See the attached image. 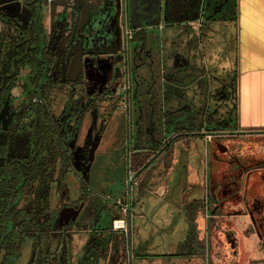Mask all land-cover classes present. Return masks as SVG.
Masks as SVG:
<instances>
[{
    "label": "rangeland",
    "instance_id": "rangeland-1",
    "mask_svg": "<svg viewBox=\"0 0 264 264\" xmlns=\"http://www.w3.org/2000/svg\"><path fill=\"white\" fill-rule=\"evenodd\" d=\"M117 1L118 8L110 5L113 1H109L107 9L103 8L95 15L98 25L106 30L109 27L112 30L115 29L114 33L112 31L108 33L105 30V34L111 38L110 44L116 51L114 57L117 60L116 71H122L117 82L118 87L121 88L126 83L128 88L126 92L120 91V94L112 95L110 89L115 80L113 82L108 79L103 84V90L108 99L105 98L102 104L95 103L96 109L89 108L83 116L76 119L74 114L71 118V122H77L76 125L74 123L71 126L72 137L82 138L79 139L81 140L79 143L77 141V144L74 139L72 140L70 161L72 167L85 179L87 199L85 204L80 203L81 205L77 207L79 201H77L76 188L79 186V179L75 177V173L71 172V175H68L67 185L75 189L72 191L73 196L69 199V203L50 205L51 211L54 205L61 210L56 213L55 223L60 226L67 238L71 236L72 254L78 256L81 248L76 253L73 249L83 245L76 236L85 238L86 242L97 233L94 227H103L111 219V231L105 233V238L102 237L105 246L99 249L101 255L107 253L109 257L100 261L99 264H129V262L130 264H264V228L258 223L257 204H254L257 196L260 203L263 202L264 190L261 188L263 185L261 180L256 178L257 174L253 173L251 176L254 181L246 184L248 203L244 204L245 198L242 194V186H245V170L256 164L255 159L258 161L263 159H254V155L245 154L240 141L225 139L227 148L221 153L218 150L219 145L210 146L208 142H205L200 148L202 154H200L198 167L192 158L184 162L180 159L179 156L184 148L177 141H173L169 147V155H158V160L152 161L151 166H156L155 170L142 172L140 177L137 176L143 162L135 160L136 154L131 152L129 156L128 152L133 151L132 147H135L134 144L139 139L140 133H143L140 143L144 145V148H151L153 151L165 143L164 138L170 137L176 124L175 120L173 125L166 123V120L160 123V119L166 117L164 112H160L163 102L161 88L167 86V81L161 83L167 79V73H163L161 48L164 44L162 37L165 28L163 27L167 24L165 14L169 0ZM215 1L194 0L195 4L191 2L189 7L192 10L191 13H194L193 19H199L206 24L210 4L214 5ZM18 4L19 0L0 1V9L7 10L5 12L10 15L19 14ZM100 4L102 5L101 0H99ZM116 14L120 17H116ZM95 22L90 19L88 23L93 27L96 25ZM125 22L129 30L128 35L125 32ZM116 25L122 30L119 37L116 33ZM94 66V69L99 70L98 63ZM100 70H102L101 66ZM24 71L20 70L19 74ZM227 77L228 75L224 79L222 75H219L215 79V87L218 90H221L227 81L234 91L233 74L231 80ZM99 86L96 78H88L85 81L86 92H95ZM61 105L62 97L58 96L53 108H55V117L59 119L63 118L64 114L61 112ZM150 113L154 114L155 129L147 128L146 125V117ZM170 117L169 115L168 121ZM215 117L218 122L224 119V116L221 118L218 114ZM226 119L229 120L228 117ZM161 125H163L162 128ZM226 134L230 135V133ZM192 168H200L202 171L200 184L196 185L197 178L193 176ZM155 171L161 173L157 182L153 177ZM138 185L142 188L139 189ZM160 185L162 189L159 188ZM259 186H261L260 189H257ZM148 188H151L150 191L153 192L145 193L144 189ZM138 189L140 193L137 192ZM191 196L195 199L192 200ZM190 202L203 204L200 217L204 227H206L205 221L207 222L208 228L200 233L196 231L201 246L205 245L200 247L204 249L200 252L201 254L194 258L182 259L171 256L170 250L176 247L174 244L182 236L181 220L175 219L177 227L172 232L165 226L170 224L169 219L172 221L174 216L177 217L175 213L177 204H190ZM133 204H142V207L137 209L136 206L133 207ZM91 207L96 210V217L100 216L99 223L96 225L95 221L93 228L90 223L84 221L78 225L75 224L79 218L85 217L83 215L85 211L89 213L85 221H91ZM123 207L127 208L126 212H123ZM129 208L132 210L128 214ZM246 210L248 215L244 218L243 213ZM123 219L124 228L115 229L113 221ZM32 233L34 231H30L31 236ZM54 233L51 234L50 231V250L58 239L62 238ZM110 233L112 237H109ZM228 235L230 239L227 238ZM233 238H235L234 243H232ZM24 242L25 244L18 248L15 264H36L37 254L35 257L32 256L29 245L32 239L28 238ZM208 242L210 249H206ZM131 251H134L133 254ZM136 252L147 256L137 259L134 256ZM0 254L3 255V252ZM49 257L48 255L47 263H42L57 264L53 258ZM32 258L34 260L31 262Z\"/></svg>",
    "mask_w": 264,
    "mask_h": 264
},
{
    "label": "flooded vegetation",
    "instance_id": "flooded-vegetation-1",
    "mask_svg": "<svg viewBox=\"0 0 264 264\" xmlns=\"http://www.w3.org/2000/svg\"><path fill=\"white\" fill-rule=\"evenodd\" d=\"M109 1H113V4L110 5L118 8L117 0H101L102 5H99V0H19L21 17H17L19 14L10 15L5 12L7 10L0 9V13L4 15V22L0 21V32L9 31L15 39L13 42L15 50L21 55H30L34 61L38 57L40 62L32 61L36 69L34 70L35 77L38 78L35 88H30L27 79L31 75L32 69L29 65L22 66L20 62H18L16 70L11 68L10 73H5V78L0 83V253L3 252V255L0 254V264H15L18 258V248L25 244L19 240L14 242L9 250L4 248V243H6L4 240L11 232L12 226L51 221L52 224L54 223L51 234L55 232L54 234H58V237L71 240V236L67 238L64 231L55 223L56 213L60 209L54 205L51 211L50 205L69 203V199L73 196L72 191L75 189V187L67 185L68 175H71V172L75 173V177L79 179V186L76 188L77 201H79L77 207L86 203L85 188L87 184L83 175L72 167L70 161L72 140L74 139L77 144V141L79 143L81 141L79 139L82 138L72 137L71 126L74 123L76 125L77 122H71V118L74 117V114L76 119L83 116L89 108L96 109L95 103L101 102L100 104H102L105 98L108 99L103 90V84L108 79L113 82L115 80L110 89L112 95L120 94L117 82L122 71H116L117 60L114 59L116 51L110 44L111 38L105 34L106 29L97 24L98 19L95 15L103 8L107 9ZM191 2L195 4L194 0H169L165 14L167 20L165 26L177 24L185 19H193L194 13H191L192 10L189 7ZM234 5V0H216L214 5L210 4L209 18L205 23L216 20L224 21L234 13ZM116 17H120L119 14H116ZM90 19L96 21V27L94 25L92 27L88 23ZM126 23L124 26L128 35L129 30ZM201 23L203 22L201 21L199 25ZM134 25L138 26V24ZM106 31L114 33L115 29L112 30L109 27ZM121 31V28L116 25L118 37ZM21 58L22 56L19 57V59ZM97 63L99 70L94 69V64L97 65ZM100 66L102 70H100ZM216 69L222 78L226 79L228 75L227 79L231 80L233 72L229 63L222 65L220 71L219 68ZM20 70L25 71L19 74ZM174 75L166 74L167 79L161 83L167 81L166 87L168 88L169 80L176 81ZM88 78H96L99 81L100 86L95 92L85 91V81ZM222 87L221 90L214 87L210 91L208 100H212V105L210 111L205 114H208L207 123L212 124L214 121L217 129L230 131L229 125L234 121L235 87L233 91L227 81ZM58 96L62 97L61 112L64 114L61 119L55 117V108H53ZM185 111L186 109L175 103L167 106L164 111L166 117H162L160 123H163V120H166V123H171V120L178 123L180 122L178 118H184L189 109L188 112ZM217 114L221 118L224 116L221 122L217 121L215 117ZM153 115L150 113L146 117L147 128L155 129ZM169 115L171 117L168 121ZM201 117H199L200 121ZM80 123L82 124V122ZM101 123L104 122L101 121ZM162 127L163 125H161ZM175 131L176 129H173L172 136L165 137V143L163 142L164 144L160 148L153 151L151 148H144V145L140 143L143 135L140 133L139 139L134 144L135 147H132L133 151L128 152L129 156L132 152L136 154L134 155L135 160L143 162L137 176L140 177L142 172L155 170L156 166L153 164L151 166V163L158 160V155H169L171 143L176 142L179 137L178 135L173 136L177 133ZM255 161L256 164L254 163L245 171L254 170L260 165V161L256 159ZM37 167L40 169L38 175L35 172ZM12 168H16L15 180L12 179V175H14ZM153 174L157 182L161 173L155 171ZM137 187L142 188L141 185ZM139 189L138 193H140ZM150 189H144L145 193H148ZM18 204L24 205L19 207ZM135 206L140 209L142 204H133V207ZM200 206L202 207L203 204L199 205L195 202H190L186 206L184 204L175 206L177 217L174 216L171 224L166 225L165 228L170 229V232L174 231L177 227L175 219H180L182 216L188 221V225L182 231L181 238L174 244L176 247L170 249L171 256L183 259L199 255L204 250L200 248L204 245L200 244L195 225L192 223L193 221L190 222L194 211ZM94 210L91 207V221H85L89 214L85 211L83 214L85 217L79 218L75 224L78 225L84 221L90 223L93 228V223L96 221L97 225L100 220V216L96 217V210ZM96 225L94 224V226ZM35 237L37 240L39 239V232L36 230L32 233V242L29 245L32 256L35 257L37 254L36 264H40L39 252L36 251L34 244ZM206 247L210 249L209 242ZM33 260L32 258L30 261Z\"/></svg>",
    "mask_w": 264,
    "mask_h": 264
},
{
    "label": "crops",
    "instance_id": "crops-1",
    "mask_svg": "<svg viewBox=\"0 0 264 264\" xmlns=\"http://www.w3.org/2000/svg\"><path fill=\"white\" fill-rule=\"evenodd\" d=\"M234 3V13L224 21H208L199 25V19H185L174 25H164V44L161 48L163 73L175 74L176 81L169 80L168 88L161 85L163 102L160 109L163 113L167 106L174 103L187 112L189 109L184 118H178L180 122L174 126L177 133L173 134L179 136L176 141L184 148L179 156L183 162L192 158L197 167L200 166L201 146L208 142L210 146L219 145L220 153L225 152V139L240 141L245 154L263 159L257 168L245 171L242 194L246 204V184L254 181L251 176L253 173L257 174L256 178L263 184L257 189L261 187L264 190V0H234ZM226 63L232 66L235 84L234 121L229 125L230 131L217 129L214 121L212 124L207 123L208 114H205L212 105L208 95L215 87L218 73L216 68L220 71V67ZM173 70L176 72H170ZM200 114H204L201 115L203 117ZM226 133L230 135L227 136ZM192 173L197 178L196 185L200 184L199 179L203 174L200 168H192ZM161 187L160 185L159 188ZM258 198L257 196L254 204H257L258 223L264 228V200L260 203ZM191 199L195 198L191 196ZM201 209L200 206L195 210L190 220L199 233L208 228L207 222L205 221L204 227L201 220ZM247 215L246 210L243 217L246 218ZM179 220L183 231L188 221L183 216ZM172 221L169 219L170 224ZM76 237L81 243L85 242V238ZM79 248L77 246L73 252L76 253ZM196 256L199 255L185 259Z\"/></svg>",
    "mask_w": 264,
    "mask_h": 264
},
{
    "label": "trees",
    "instance_id": "trees-1",
    "mask_svg": "<svg viewBox=\"0 0 264 264\" xmlns=\"http://www.w3.org/2000/svg\"><path fill=\"white\" fill-rule=\"evenodd\" d=\"M4 15L0 13V21L4 22L3 20ZM15 41L14 37L10 35V32H0V83L5 78V73H10V69L13 68L16 70L18 62L21 63L22 66L29 65V67L32 69L31 75L27 78L30 88H35L38 84V78L35 77L34 70L35 66L32 61V57L30 55H21L19 52H17L14 48L13 42ZM25 50V48H23ZM19 59V57H21ZM35 63H40L38 61V57L35 58ZM13 83V82H12ZM10 83V85H12ZM9 85V86H10ZM15 169L12 168L13 174L12 179L15 178ZM35 170V169H34ZM36 174H40L39 167L36 168ZM128 210V214H129ZM43 213V212H42ZM22 216V213H20ZM42 215V214H41ZM52 222L44 221L39 223H22L19 225H15L11 227V232L9 235L5 238L4 248L9 250L12 244L17 241H21L23 244L25 240L28 238L31 239L30 231H37L39 232V239L34 238V244L36 251L39 252V258L40 263H47V257L48 255L57 262V264H99L100 261H103L107 259L109 256L107 253L104 255H101V246L104 245V235L105 233H108L111 231L110 225H111V219L108 220L106 225L103 227L98 226L94 229L97 233L93 234L91 238H88L86 242L83 243L81 248V253L76 256L75 254H72L70 250V239L66 238H60L56 242V244L53 246L52 250H50L51 246V239H50V231L52 230ZM11 226V225H10ZM9 226V228H10ZM1 228V227H0ZM15 229V230H14ZM17 229V230H16ZM19 229V230H18ZM17 233V234H16ZM109 237H112L113 235L110 233L108 234ZM101 237V238H100ZM102 237H104L102 239ZM108 237V239H110ZM134 251H131V254H133ZM137 259H143V257L147 256L145 254H140L138 252L135 253ZM49 257V258H50ZM43 262V263H42ZM102 263V262H101Z\"/></svg>",
    "mask_w": 264,
    "mask_h": 264
},
{
    "label": "built area",
    "instance_id": "built-area-1",
    "mask_svg": "<svg viewBox=\"0 0 264 264\" xmlns=\"http://www.w3.org/2000/svg\"><path fill=\"white\" fill-rule=\"evenodd\" d=\"M127 88H128V86H127V84L125 83V84H123L122 86H121V88H119V91H123V92H126L127 91ZM123 212H126L127 211V208H125V207H123ZM124 225H125V221H124V219L123 220H114L113 221V227L115 228V229H121V228H124Z\"/></svg>",
    "mask_w": 264,
    "mask_h": 264
},
{
    "label": "water",
    "instance_id": "water-1",
    "mask_svg": "<svg viewBox=\"0 0 264 264\" xmlns=\"http://www.w3.org/2000/svg\"><path fill=\"white\" fill-rule=\"evenodd\" d=\"M227 238L230 239V235H228ZM234 241H235V238H233V242H232V243H234ZM232 243H231V244H232ZM129 264H130V262H129Z\"/></svg>",
    "mask_w": 264,
    "mask_h": 264
}]
</instances>
